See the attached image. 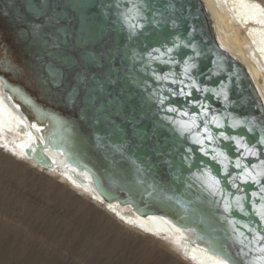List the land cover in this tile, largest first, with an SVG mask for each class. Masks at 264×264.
<instances>
[{
  "label": "water",
  "instance_id": "1",
  "mask_svg": "<svg viewBox=\"0 0 264 264\" xmlns=\"http://www.w3.org/2000/svg\"><path fill=\"white\" fill-rule=\"evenodd\" d=\"M142 3L146 5L141 10L147 20L141 21L144 27L131 35L124 17L129 8ZM23 4L22 24L29 32L26 40L34 37L35 28L43 26L50 47L77 57L74 68H92L90 73L97 70L98 75H107L109 81L101 82L90 94L88 87L81 89L71 106L67 91H62L61 86L53 94L42 91L41 100L46 101L31 100L32 104L25 101L28 94L20 84L19 68L16 72L5 69L6 75L0 74L3 88L20 111L28 119H34L31 111L34 105L42 109L43 117L55 120L44 143L36 139L34 147H28L25 153L48 166L51 161L42 148L51 147L71 167L88 171L90 177L83 178L93 181L105 201L130 205L133 211L147 217L156 214L170 218L194 231L192 242H202L208 249L209 245L223 249L233 264H251L259 253L240 255V241L248 245V240L238 232L251 238L252 233L241 224L249 223L258 230H264V224L254 215L242 216L235 208L231 214L224 212L226 193L219 190L213 193L201 175L206 166L210 167L221 179V187L236 194L227 183L222 165L203 156L200 145L191 143L189 133L181 135V129L168 119L181 118L166 110L172 106L195 113L201 128L205 118L211 121L216 115L225 127L216 128L209 123L213 134L224 131L228 135H243L250 145H257L260 158H264V145L257 143L264 134V111L259 98L243 67L216 43L200 0H24ZM14 21L0 7V29H5L12 38L17 58L29 69L47 66L44 58L38 59V55L26 51L25 41L16 37ZM169 47L173 48L172 53H167ZM156 48L165 55L154 52ZM149 52L159 59H151ZM170 57L176 62L162 63ZM185 60L189 68L186 76ZM58 65L65 68L62 62ZM165 75L167 80L156 78ZM173 79L177 83H171ZM181 80L183 84L179 83ZM193 81L196 87H190ZM181 88L191 95L173 96L168 91L179 93ZM206 88L209 91H204ZM161 96L168 97L163 105L159 104ZM194 102L207 105L204 109L207 117ZM43 117L35 118L42 122ZM183 119L187 121L189 117ZM235 119L244 121V125L236 129L228 127ZM249 127L251 132L247 130ZM215 146L227 151L234 164L239 153L233 141L221 140ZM211 147L208 144L210 155ZM189 148L194 151L189 153ZM36 150L39 154L35 155ZM245 163L259 164V159L249 157ZM228 171L239 170L229 166ZM248 190L258 191V187L251 186ZM245 206L250 209V204ZM229 220H239L241 224L233 225ZM233 227L238 231L233 232ZM247 250L245 247L244 251Z\"/></svg>",
  "mask_w": 264,
  "mask_h": 264
},
{
  "label": "bare ground",
  "instance_id": "2",
  "mask_svg": "<svg viewBox=\"0 0 264 264\" xmlns=\"http://www.w3.org/2000/svg\"><path fill=\"white\" fill-rule=\"evenodd\" d=\"M23 1L0 0V7L15 20L16 37L25 41L26 51L38 55V59L44 58L48 65L40 70L24 66L16 56L12 38L3 28L0 31L8 36L9 45L5 44L8 54L0 62L7 64V57L14 56L7 64L9 67L1 66L15 72L19 68L20 84L28 94L25 101L41 100L42 91L53 94L61 86L62 91H67L71 106L81 89L88 87L90 94L101 82H109L108 76L98 75L97 70L90 73L92 68H74L77 57L50 47L43 35L45 27L35 28L38 32L35 30L34 37L26 40L29 32L22 24ZM200 2L216 43L243 67L264 111V0ZM19 110L0 77V240L26 245L37 237L45 245H62L68 249L65 255L71 257V264H226L225 258L210 251L206 244L191 241L194 231L170 218L156 214L147 217L133 211L130 205L105 201L93 181L83 178L90 177L89 172L71 167L59 151L42 148L51 161L48 166L34 155H27L26 149L33 148L36 139L44 143L55 120L43 117L42 109L34 105L31 111L35 117H43L42 122L35 117L28 119ZM28 184L35 187L29 191L42 193L41 203L11 190V186ZM40 260L47 264L44 256Z\"/></svg>",
  "mask_w": 264,
  "mask_h": 264
},
{
  "label": "snow or ice",
  "instance_id": "3",
  "mask_svg": "<svg viewBox=\"0 0 264 264\" xmlns=\"http://www.w3.org/2000/svg\"><path fill=\"white\" fill-rule=\"evenodd\" d=\"M142 7H146L143 3L138 6H133V8L128 9V14L125 15L124 21L127 25L131 35H135L138 29H142L144 24L141 21H146L147 17L144 15L143 11L141 10ZM179 45H177L178 47ZM184 47H188L187 44ZM154 52L160 53V56L165 55L161 49L156 48L153 49ZM173 48H167V53H172ZM148 56L151 59H159V57L153 56L152 52L148 53ZM175 63L176 61H172L171 57L169 60L162 61V63ZM185 68H184V75L186 76L189 68L187 67L188 61H184ZM158 80L160 79H168V76L165 75L164 77L157 76ZM171 83H177V80L173 79ZM180 84H183V81H179ZM190 87H196L195 81H193ZM169 92L172 93L173 96L180 95V96H190V92H185L183 88L180 89L179 93L174 92L172 89H168ZM204 91H209V89H204ZM225 98L226 95H225ZM168 97L161 96L159 99V104L163 105L165 100ZM197 106L202 108V115L207 117V111L204 109L207 108V105H200L198 102H194ZM167 112L176 113L181 119L174 120L172 117H169V122L176 124L181 129V135L184 133H189L192 137L191 143L200 145L199 151L202 153L203 156L209 157L210 160L215 161L222 165L223 172L227 177V183L231 185L232 189L236 190V194H233L231 191H227V189L221 187V179L217 177V175L213 174V170L210 167H205L201 175L206 178L209 182L208 186L213 190H219L222 194L226 193L223 196L224 198V212L231 214L233 208H235L242 216H250L254 215L258 217L259 221L264 224V158H260V152L257 149L256 144H251L245 140L243 135H228L224 131L219 132L218 135L213 134L212 129L209 127V123L215 125L216 128H224L225 124L221 122L220 117L213 115L211 121L208 119H204L203 127L197 123V115L195 113L189 114V112L185 110H180L177 107L169 106L167 107ZM183 117H189L186 121ZM244 121L235 119L228 127L232 129L240 128L244 125ZM248 132L252 131V128L249 127ZM223 141H233L235 143V149L239 153V156L235 159L234 164L230 156L228 155L227 151L221 150L218 145L219 142ZM205 141L208 144L213 145L211 147V155L209 153L208 144H205ZM259 145H264V134H262L257 142ZM228 145H225V148H228ZM243 151H240V150ZM189 153L193 152L192 148L187 149ZM249 157H255L259 159V164L256 163H245V161ZM228 161V163H224ZM203 163V161H201ZM229 166L238 169V172L231 173L228 171ZM237 181L239 183H237ZM248 186V187H243ZM251 186H257V190L249 191L248 188ZM234 196V199L229 200L228 197ZM246 203L250 204V209L246 208ZM230 224H241L239 220H229ZM241 226L247 229L248 232L252 233L251 238L245 236L244 232H238V235L243 237L244 240H248V245H256V248L249 247L248 245H244L243 240L240 241L242 247L240 250V255L247 257L251 252H258L259 255L254 256L251 264H264V230H258L257 228L250 227L249 223H243ZM238 230L233 227V232H237ZM247 247V251H244V248ZM209 250L217 255L224 256L226 260V264H233L232 258L223 251V249H218L209 245ZM248 264V262H246Z\"/></svg>",
  "mask_w": 264,
  "mask_h": 264
},
{
  "label": "rangeland",
  "instance_id": "4",
  "mask_svg": "<svg viewBox=\"0 0 264 264\" xmlns=\"http://www.w3.org/2000/svg\"><path fill=\"white\" fill-rule=\"evenodd\" d=\"M93 36L95 37V35ZM5 43V35L0 31V60L4 55L8 54L6 53ZM90 50L93 51V48ZM7 58L13 59L14 56H9ZM2 72L7 73L6 70L0 68V73ZM44 183L47 184L46 182ZM11 188V190L15 189V191L24 194L25 198H27L29 201L38 200V202H40L41 198L44 197L41 195V192L36 191V193H34L29 191L30 188H35L30 184L16 188L11 186ZM37 233V236L41 235L38 231ZM6 240L7 239L0 240V264H42L43 262L40 260L41 256L45 257L47 264H71L72 262L71 257L65 255L68 252V249L62 245H45L44 243L40 242L37 237L31 239V242L27 243L26 245H19L15 242L13 244H7Z\"/></svg>",
  "mask_w": 264,
  "mask_h": 264
},
{
  "label": "flooded vegetation",
  "instance_id": "5",
  "mask_svg": "<svg viewBox=\"0 0 264 264\" xmlns=\"http://www.w3.org/2000/svg\"><path fill=\"white\" fill-rule=\"evenodd\" d=\"M4 35H5V34H4ZM5 39H6V43H5V44L8 46V45H9V44L7 43L8 39H9L8 36L5 35ZM8 60H9L10 64H11V62L13 61L12 58H11V59L8 58ZM9 62H8V63H9ZM8 63H7V64H8ZM7 64L1 63V65H2L3 67H5V68H6V67H9V66H8L9 64H8V65H7ZM10 66H11V65H10ZM26 72H27V71H25V70H24V72H23V73H25V74H24L25 76H27V74H28V72H27V73H26ZM25 85H26V84H25ZM26 88L28 89L27 85H26Z\"/></svg>",
  "mask_w": 264,
  "mask_h": 264
},
{
  "label": "clouds",
  "instance_id": "6",
  "mask_svg": "<svg viewBox=\"0 0 264 264\" xmlns=\"http://www.w3.org/2000/svg\"><path fill=\"white\" fill-rule=\"evenodd\" d=\"M8 97V96H7ZM5 101H6V103H8L9 104V102H8V100L7 99H5ZM20 111V110H19ZM21 114L23 115V113L21 112ZM24 116V115H23Z\"/></svg>",
  "mask_w": 264,
  "mask_h": 264
}]
</instances>
